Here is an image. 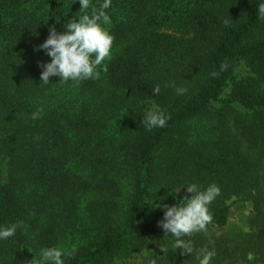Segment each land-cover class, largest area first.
Wrapping results in <instances>:
<instances>
[{"label": "trees", "instance_id": "trees-1", "mask_svg": "<svg viewBox=\"0 0 264 264\" xmlns=\"http://www.w3.org/2000/svg\"><path fill=\"white\" fill-rule=\"evenodd\" d=\"M262 2L113 0L100 78L44 85L38 65L50 58L35 49L50 27L63 33L79 18L78 0H0V226L24 225L0 241V264L46 247L70 253L66 264L143 251L139 264H199L172 249L153 209L160 197L168 206L190 197L175 193L191 183L221 191L207 231L185 239L214 251L210 264H243L249 253L264 263ZM153 107L168 119L149 130L142 119ZM232 197L252 202L251 231L216 236Z\"/></svg>", "mask_w": 264, "mask_h": 264}, {"label": "clouds", "instance_id": "clouds-1", "mask_svg": "<svg viewBox=\"0 0 264 264\" xmlns=\"http://www.w3.org/2000/svg\"><path fill=\"white\" fill-rule=\"evenodd\" d=\"M80 5L79 18L68 20L64 24L63 33H59L53 25L49 28L48 38L40 44L35 51H43L50 58V62L39 64L42 69L40 81L44 85H49L50 78L58 77L59 83L81 82L84 80H97L100 78L98 70L104 62L111 58V51L114 37L108 30L112 23L108 10L113 6V0H78ZM264 15V2L258 9ZM227 24L228 21H225ZM213 76L216 73L212 74ZM40 83V84H41ZM175 87V85H169ZM154 95L159 94L160 87L156 86L152 90ZM178 95L186 92L185 88H176ZM41 110H37L39 112ZM37 118V113L33 114V119ZM168 117L162 113L158 107L150 109L142 119V123L147 129L163 128L166 126ZM163 188V187H161ZM160 188V189H161ZM184 189L186 193L181 201L172 206L162 205L160 202L166 197L153 201V209H162L163 218L158 222V227L163 229L164 237H174L171 244L172 249L180 250L182 256H192L198 260L199 264H210L215 256L214 251L207 249L197 250L190 239L194 233L206 232L207 225L212 222L213 217L209 210V205L220 195V188L216 184L209 185L201 190L196 183L187 184L177 189L176 194ZM23 222H17L7 227L0 226V241L8 240L15 236L18 228H23ZM162 253L168 248L160 247ZM63 249L58 247H46L40 249L37 255L30 261L23 264H66V256H70ZM253 255L249 253L248 260H252ZM151 264H156V259L151 260Z\"/></svg>", "mask_w": 264, "mask_h": 264}, {"label": "rangeland", "instance_id": "rangeland-1", "mask_svg": "<svg viewBox=\"0 0 264 264\" xmlns=\"http://www.w3.org/2000/svg\"><path fill=\"white\" fill-rule=\"evenodd\" d=\"M97 198L95 194H89L88 199L94 200ZM226 205L229 208L230 218L228 224L223 228H213L212 231L216 236H228L236 237L251 231L250 220L253 216V204L251 201L244 199L243 197H232L226 201ZM149 254L148 251L134 254L129 256L127 253L120 255L116 264H139L144 257ZM127 255V256H126ZM243 264H264L257 261V258L253 256V259L247 260Z\"/></svg>", "mask_w": 264, "mask_h": 264}]
</instances>
